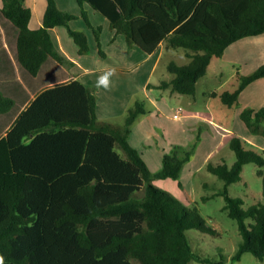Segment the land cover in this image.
<instances>
[{"label":"trees","instance_id":"obj_1","mask_svg":"<svg viewBox=\"0 0 264 264\" xmlns=\"http://www.w3.org/2000/svg\"><path fill=\"white\" fill-rule=\"evenodd\" d=\"M24 1L2 0L0 14L16 30V60L30 76H37L49 59L68 63L50 34L55 27L67 29L80 55L89 52L86 34L70 27L78 16L46 0L42 26L31 29L32 10ZM76 1L101 56L102 29L91 24L84 5L106 18L129 47L148 55L161 43L185 49L189 62H170L173 77L158 86L181 95H195L212 60L231 44L264 34V0ZM263 77L264 64L249 75L237 74L236 89L221 93V102L232 107L245 87ZM96 92L78 80L47 88L0 138L3 264H227L224 258L207 260L193 253L186 231H215L152 183L177 180L191 151L175 146L152 173L129 142L133 124L147 113L144 103L136 101L117 126L98 118ZM13 107L14 100L0 94V115ZM240 119L250 133L264 137V106L243 109ZM229 147L235 161L208 163L207 169L224 182L223 209L242 238L232 260L247 252L264 260V151L238 136L229 140ZM247 164L257 166L262 201L244 207V200L230 196L228 187L242 181Z\"/></svg>","mask_w":264,"mask_h":264},{"label":"rangeland","instance_id":"obj_2","mask_svg":"<svg viewBox=\"0 0 264 264\" xmlns=\"http://www.w3.org/2000/svg\"><path fill=\"white\" fill-rule=\"evenodd\" d=\"M72 1L74 2V0ZM83 9L86 13L85 7H83ZM86 15L92 24L96 18H91L90 14L88 15L87 13ZM0 17L3 18L1 14ZM78 17H80V15ZM94 27L96 28L97 26ZM90 29L89 31L91 34L92 29ZM120 36L124 38L123 35ZM89 37L88 43H91L89 42ZM1 39L4 41L3 36L0 40ZM6 42L9 45V48L15 51V40L7 38ZM89 47V52L86 54L91 58L89 66L98 67L99 65H102L103 62L105 63V60L103 59H101V63L96 62V59L92 56L93 49L90 45ZM135 47L136 46H132L131 48ZM165 48L166 51L163 53L162 57H160L161 60L155 69V73L150 78L151 85H160L163 81H169L173 77L167 69L170 62L173 61L178 65H184L189 62V59L185 57V53L187 52L185 49H172L166 46ZM100 49L102 52L105 51V46L102 45L101 40ZM219 67H222L221 76L217 74ZM236 67H238V65ZM20 70L24 69L21 68ZM233 71L234 69L230 65H227L226 63L224 64L222 59H213L210 64L208 75L202 77L197 82L194 96L181 95L179 93H174L173 96H171L170 89L160 87L152 88L150 93L159 101V103H161V112H156V114L152 115L151 118L153 121L151 120V122L147 124L145 132L135 129L132 142L134 145H137L138 143L142 144V134L144 136L145 134L148 135L143 146L140 145L141 149H139V153L142 155L152 173L161 169L163 156L170 154L175 146H181L185 150L191 151L190 160L185 163L180 177L177 180L153 179L152 183L157 188L178 199L183 207L195 211L197 214L196 219L203 221L205 227L215 231L214 234L203 233L196 229L186 231L192 251L196 256L207 260H219L220 258H224L227 264H264V260L256 258L249 252L242 254L240 260H232L242 238L239 234L236 221L228 217L227 212L223 209L226 204L224 196L221 195L224 188V182L208 171L207 164H219L225 162L227 165H231L236 159L235 154L229 147V138H225L217 147L218 149L216 148L220 141L217 132L222 134L223 127L221 129L208 127L210 129L207 134L206 129L203 126L201 127V130H198L199 126L196 125V113H202L206 115V117H213L216 123L222 124L224 127H229V129H232V132L235 131L233 130V127L237 126L240 119V115L237 114L241 108L239 100H237L232 107H228L224 105L220 99L210 97V93L212 92L221 94L225 91L232 92L236 89L238 78L237 75H235V78L232 77ZM121 73V75H113L111 77V90L105 91L102 89L101 94L104 97L100 99L101 102L107 103L108 92L109 94L110 91L122 92L120 95H114L116 96L114 97L115 103L112 101L108 103L112 112L110 113V118L104 120L117 126L123 125L127 110L132 107L136 101L144 103V108L147 113L143 116H148L149 113L155 111L149 103V99L141 91L135 90L137 92L133 96L132 94L135 91L131 94H125V89H129V84L131 86L133 85V76L126 71H121ZM12 74L16 73L13 72ZM16 77L19 79L18 75H16ZM122 80H125L126 83H121ZM120 88H122L123 91ZM0 94L8 97L5 89L1 85ZM122 96L129 102L127 109L125 108L126 111L122 112L123 108L121 112H119ZM209 99H212V104H217V106H222L224 108L223 110L225 114L223 113V117L216 116L212 113L211 109H207L206 101ZM194 100L195 102L193 103ZM162 101H165L166 104H162ZM188 103H192V105H189ZM178 112L180 113L181 118L176 120L173 118V115ZM259 138L262 139L261 142L264 144V137L261 136ZM213 149L215 150L213 153L214 155L206 159L208 153ZM119 152L122 153L120 150ZM256 170L257 166L255 164L245 165L241 173L242 181L228 187V194L232 197L242 198L244 200V207L262 201V181L257 176ZM189 264L203 263L192 261Z\"/></svg>","mask_w":264,"mask_h":264},{"label":"crops","instance_id":"obj_3","mask_svg":"<svg viewBox=\"0 0 264 264\" xmlns=\"http://www.w3.org/2000/svg\"><path fill=\"white\" fill-rule=\"evenodd\" d=\"M24 3L32 10V17L29 23L30 28H40L43 23V15L47 5L46 0H25ZM56 3L63 11L76 16L80 15L81 8L76 0H74V2L72 0H56ZM1 6L2 0H0V8ZM84 7L86 13L88 15L90 14L91 18H96L92 25L102 27L100 40L102 45L105 46V51L103 52L104 55L101 56L99 54V49L97 48L98 45L94 38L95 36L93 35L94 33L81 17L72 21L70 26L74 29L85 32L87 39L90 36L89 42L91 43H89V45L93 49V58H95L98 63H101V59H103L105 60V63L103 62L102 65H99L98 67H90V56L80 55L78 53V47L69 36L67 29L65 27H55L50 30V34L57 49L61 55L68 60V63L60 64L55 60L49 59L35 77H30L26 71L20 70L21 68L17 63L15 51L11 50L6 42L7 38H12V40H15L16 42V30L9 22L0 17V38L2 36L4 38V41H2V39L0 40V85L5 89L7 96L14 100L13 109L7 114L0 115V138L5 135L16 117L26 109L40 92L53 87L56 84L67 83L73 80H78L86 86L96 88L98 118L103 121L110 118L109 116L112 111L109 108L108 103L110 101L115 103L114 97L116 96L114 95H120L122 92L110 91V94L108 92V102L103 103L100 101V99L104 97L101 94L102 88L96 87V80L109 68H115V75H121V71H126L133 76V85L131 86L129 84V89H125V94H131L135 90L141 91L149 99V103L155 110L153 113H149L148 116L140 115L132 126L129 142L138 152H140V145L143 146L148 135L145 134L144 136L142 134V144L138 143L137 145H134L132 138L135 129L145 132L147 124L152 120V115L156 114V112H161L162 109L161 103H159V101L150 93L152 88L158 87L159 85H151L150 78L155 73V69L161 60L160 57H162L163 53L166 51L165 44L161 43L157 49L149 55L141 51L138 47L131 48L127 45L126 40L120 36V34H116L109 28V23L106 18H103L101 14L93 9L91 10L88 5H85ZM89 29L91 30V34ZM217 59H222L224 64L226 63L234 69L232 73L233 78H235V75L237 74H242L243 76L251 74L264 64V34L246 37L231 44L226 48L223 56ZM237 65L238 67H236ZM209 69L210 65L205 76L208 75ZM13 72L16 74H12ZM217 74L220 76L222 75V67H219ZM16 75H18L19 79H17ZM121 83L125 84L126 81L122 80ZM120 89L122 90V88ZM137 91H135L132 96ZM174 93L175 92L171 91V96H173ZM219 95L220 93L218 94L216 92L210 93V97L214 99H220ZM124 98L125 97L122 96L119 112H121L123 108L122 112L127 109L129 101H126ZM238 100L241 103L240 111L237 113L238 115H240L245 108L259 110L263 107L264 77L245 87L240 93ZM194 102L195 100L193 103ZM162 104H166L165 101H162ZM188 104L192 105V103ZM206 106L207 109H211L212 113L216 116L223 117L225 114L222 106L212 104V99L206 101ZM196 125L199 126L198 130H201V127L203 126L206 129L207 134L210 129L208 127H215L216 129H221L223 127L222 134L217 132L220 141L216 148L225 138H229L230 140L233 136H238L248 145L256 147L259 150H264V144L261 142L262 139L259 138L261 136L250 133L241 119H239L237 126L233 127V130L235 131L232 132V129H229V127H224L222 124L216 123L213 117H206V115L202 113H196ZM215 150L213 149L210 151L206 159L212 157Z\"/></svg>","mask_w":264,"mask_h":264},{"label":"clouds","instance_id":"obj_4","mask_svg":"<svg viewBox=\"0 0 264 264\" xmlns=\"http://www.w3.org/2000/svg\"><path fill=\"white\" fill-rule=\"evenodd\" d=\"M116 69L115 68H109L107 71H105L101 76H99L96 80V87L102 88L105 91L111 90L112 86V79L111 77L115 75ZM0 264H3V257L0 256Z\"/></svg>","mask_w":264,"mask_h":264},{"label":"built area","instance_id":"obj_5","mask_svg":"<svg viewBox=\"0 0 264 264\" xmlns=\"http://www.w3.org/2000/svg\"><path fill=\"white\" fill-rule=\"evenodd\" d=\"M173 118L176 119V120L180 119L181 118L180 113L178 112V113L174 114Z\"/></svg>","mask_w":264,"mask_h":264}]
</instances>
